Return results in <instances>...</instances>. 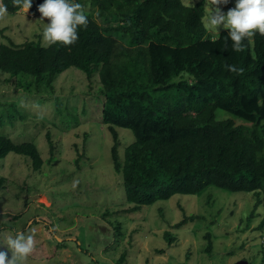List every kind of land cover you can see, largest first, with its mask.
Returning a JSON list of instances; mask_svg holds the SVG:
<instances>
[{
	"label": "trees",
	"instance_id": "16d2710c",
	"mask_svg": "<svg viewBox=\"0 0 264 264\" xmlns=\"http://www.w3.org/2000/svg\"><path fill=\"white\" fill-rule=\"evenodd\" d=\"M88 1L89 22L78 28L74 44L0 41V72L40 95L70 68L87 78L97 73L100 122L112 135L111 158L131 212L176 194L198 195L207 187L251 193L253 211L258 206L264 211V35L256 33L242 52L233 51L230 41L225 45L227 29L209 36L205 0L189 6L182 0ZM77 2L84 6L86 0ZM3 3L11 15L21 9L14 0ZM42 3L32 0L33 17H41L37 7ZM99 19L110 22L102 25ZM229 64L243 73L230 72ZM8 110L13 119H26L15 104ZM82 111L84 116L89 112ZM218 111L224 115L218 117ZM115 127L134 136L122 161ZM26 140L0 134V160L13 153L40 170L41 152ZM200 218L185 215L175 227ZM166 233L172 243L171 232ZM207 236L206 252L212 254Z\"/></svg>",
	"mask_w": 264,
	"mask_h": 264
},
{
	"label": "rangeland",
	"instance_id": "374dc122",
	"mask_svg": "<svg viewBox=\"0 0 264 264\" xmlns=\"http://www.w3.org/2000/svg\"><path fill=\"white\" fill-rule=\"evenodd\" d=\"M198 1L182 0L188 6ZM235 3L228 0L213 7L226 14ZM89 10L86 0L83 11ZM205 17L206 13L203 21ZM109 22L99 19L102 25ZM44 23L30 10L0 14V41L22 44L33 39L45 46ZM222 30L226 29L221 25L219 34ZM207 31L209 36L219 35ZM15 80L0 72V134L34 143L44 160L40 170L13 153L0 160V242L13 231L29 230L34 247L23 264H236L240 260L264 264V225L260 228L264 211L261 206L253 211L251 193L207 187L198 195L176 194L139 211L129 210L132 204L126 202L121 174L111 158L114 141L100 122L97 73L87 78L70 68L43 95L32 88L25 91ZM11 104L25 116L24 122L12 118ZM83 108L89 111L86 116ZM223 115L218 111V117ZM32 126L22 138L21 133ZM115 129L122 161L134 136L129 129ZM191 214L203 218L175 227ZM207 235L212 254L206 252Z\"/></svg>",
	"mask_w": 264,
	"mask_h": 264
},
{
	"label": "clouds",
	"instance_id": "9594fccd",
	"mask_svg": "<svg viewBox=\"0 0 264 264\" xmlns=\"http://www.w3.org/2000/svg\"><path fill=\"white\" fill-rule=\"evenodd\" d=\"M227 2L228 0H205V27L210 32L219 34L218 27L222 25L228 30L225 45L230 41L233 51L242 52L248 38L256 33L264 35V0H236L235 7L226 14L219 7H213ZM14 4L26 14L32 7V0H14ZM7 10V5L0 0V14ZM37 11L41 14L40 21L43 23L44 18H49V22L44 23L41 34L45 46L74 44L79 39L78 28L87 27L89 22L83 5L77 0H43ZM227 68L236 74L244 71L235 64H229ZM3 247L6 250L0 251V264H23L33 251L34 239L27 229L13 231L0 242V248Z\"/></svg>",
	"mask_w": 264,
	"mask_h": 264
},
{
	"label": "water",
	"instance_id": "95a60500",
	"mask_svg": "<svg viewBox=\"0 0 264 264\" xmlns=\"http://www.w3.org/2000/svg\"><path fill=\"white\" fill-rule=\"evenodd\" d=\"M236 264H248V263L246 261H244V260H240Z\"/></svg>",
	"mask_w": 264,
	"mask_h": 264
}]
</instances>
